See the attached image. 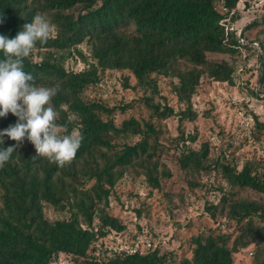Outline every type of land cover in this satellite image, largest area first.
<instances>
[{"label":"trees","instance_id":"trees-1","mask_svg":"<svg viewBox=\"0 0 264 264\" xmlns=\"http://www.w3.org/2000/svg\"><path fill=\"white\" fill-rule=\"evenodd\" d=\"M239 1L0 0V35L14 38L36 14H45L57 27L58 34L44 45L37 43L24 59L23 70L33 76L36 86L59 85L51 100L59 113L56 123L67 125L69 133L80 131L83 137L75 158L64 168L43 157L33 159L35 148L27 139L0 168V264H53L62 253L73 264H238L235 254L254 243L260 245L251 264H264V159L259 153L264 122L257 120L253 137L258 155L240 167L232 160L204 164L206 144L198 150L181 151L174 162L180 171L210 166L221 170L234 189L221 199L228 202L227 214L237 224L245 221L234 238L208 228L190 238V257H178L157 246L145 251L138 247L99 251L97 245L110 231L126 229L110 212V202L116 196L114 187L129 168H141L150 186L163 189L158 168L164 146L158 141L159 127L150 120L130 116L115 123L116 116L134 101L110 105L101 98H87L85 91L98 84L106 70L127 71L137 86L152 92L157 91V76L170 77L175 79L171 91L185 105L178 111L179 118L195 120L191 100L204 78L235 85L233 67L225 60H208L207 53L235 54L246 47L258 51L254 42L248 45L240 38L245 29L264 24V14L236 35L231 25L239 18ZM83 42L89 46L88 56L77 49ZM258 46L263 54L264 41ZM72 50L85 64L78 71L65 67ZM259 80L264 81V54ZM143 101L150 117L165 119L176 114L166 103H152L149 97ZM16 120L11 113L0 117V131ZM133 135H139L135 142L125 140ZM3 141L0 149L17 143L7 136ZM198 184L189 182L190 187ZM246 188L260 197L235 199L238 190ZM45 204L68 216L48 219ZM207 208L214 216L217 206Z\"/></svg>","mask_w":264,"mask_h":264},{"label":"rangeland","instance_id":"rangeland-1","mask_svg":"<svg viewBox=\"0 0 264 264\" xmlns=\"http://www.w3.org/2000/svg\"><path fill=\"white\" fill-rule=\"evenodd\" d=\"M236 14L239 18L231 26L239 35L247 24L263 16L264 0H240ZM242 35L248 45L253 42L259 45L264 41V24L245 29ZM77 49L89 55V46L85 42L77 45ZM261 49L264 54V48ZM260 51L246 47L235 54L207 53L208 60H225L233 67L235 85L204 78L198 92L192 96L193 109L197 113L193 121L179 118L178 111L185 105L171 91L170 83L175 79L170 77L157 76V91L152 92L137 86L127 71L106 70L98 84L88 87L84 94L89 99L101 98L110 105L134 101L131 108L116 116L115 123L130 116L150 120L159 127L158 141L164 146L158 168L163 189L150 186L141 168H129L114 187L116 196H112L110 202V212L121 219L126 229L110 231L101 237L97 242L99 251L130 247L145 251L157 246L161 250L174 251L178 257H190V238L208 228L231 233L232 238L239 233L245 221L237 224L227 214L228 202L221 199L224 193L234 189L222 177L221 170L210 166L200 171H180L174 162L181 151L198 150L202 144L208 147L206 165L232 160L240 167L247 159L258 155L253 131L256 120L264 122V81L259 80L263 54ZM65 67L78 71L85 64L72 50ZM144 97H149L152 103H166L176 114L165 119L150 117ZM193 136L195 138L191 139ZM138 138L139 135H133L125 140L133 143ZM189 182L199 184L190 187ZM239 197L259 198L260 194L246 188L238 190L235 199ZM210 205L217 206L214 216L207 208ZM44 215L55 220L66 218L68 213L45 204ZM258 245L249 244L236 253V263L251 264ZM53 264L73 263L62 253Z\"/></svg>","mask_w":264,"mask_h":264},{"label":"clouds","instance_id":"clouds-1","mask_svg":"<svg viewBox=\"0 0 264 264\" xmlns=\"http://www.w3.org/2000/svg\"><path fill=\"white\" fill-rule=\"evenodd\" d=\"M57 27L45 14H36L30 23H24L14 38L0 35V117L11 113L17 118L14 125L0 131V144L3 137L16 141V145L0 149V168L9 160L15 148L27 139L35 148L37 157H43L50 164L64 168L75 158L81 146L80 131L68 132L67 125H59V113L51 104L58 93L59 85L52 87L36 86L33 76L26 73L23 61L29 57L37 43L44 45Z\"/></svg>","mask_w":264,"mask_h":264},{"label":"built area","instance_id":"built-area-1","mask_svg":"<svg viewBox=\"0 0 264 264\" xmlns=\"http://www.w3.org/2000/svg\"><path fill=\"white\" fill-rule=\"evenodd\" d=\"M240 41L243 43L244 41H243V38H240ZM254 44L258 47V49H259V46H258V44L257 43H255L254 42ZM259 153H260V155L263 157V159H264V144H262L261 145V147H260V149H259Z\"/></svg>","mask_w":264,"mask_h":264}]
</instances>
